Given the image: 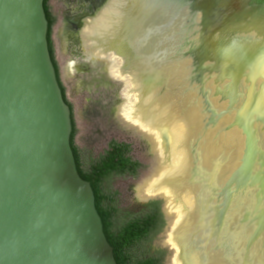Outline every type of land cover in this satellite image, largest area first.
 I'll return each instance as SVG.
<instances>
[{
	"label": "water",
	"instance_id": "water-1",
	"mask_svg": "<svg viewBox=\"0 0 264 264\" xmlns=\"http://www.w3.org/2000/svg\"><path fill=\"white\" fill-rule=\"evenodd\" d=\"M44 1L0 0V264H117L91 184L77 171L71 110L49 52ZM148 1H173L190 10L197 34L191 53L203 56L201 78L212 81L220 103L226 90L245 86L238 108L231 96L229 104L224 101L223 114L234 115L225 130L238 128L246 138L221 191L223 212L230 189L247 181L257 197L264 195V150L258 146L264 139V0ZM221 44L235 49L228 54ZM152 200L162 202L167 232L166 200L151 197L139 204ZM258 212L245 264L264 237V211ZM184 243L177 232L172 244L182 264H190ZM162 246L169 261L174 250Z\"/></svg>",
	"mask_w": 264,
	"mask_h": 264
},
{
	"label": "flooded vegetation",
	"instance_id": "flooded-vegetation-1",
	"mask_svg": "<svg viewBox=\"0 0 264 264\" xmlns=\"http://www.w3.org/2000/svg\"><path fill=\"white\" fill-rule=\"evenodd\" d=\"M112 1L58 0L63 4L58 8L62 22L57 21L55 26L59 30L58 40L63 47L64 56L70 53V63H73L72 67L77 75L95 74L97 77L101 75L100 82L114 88L117 94H120L124 87L129 90L124 97L118 96L115 116L124 131L132 135L120 121L139 135V138L133 136L143 146L141 151L146 154L145 158L150 164L148 173L137 184L138 187L135 186L137 189L135 188L134 194L137 195L138 204L143 200L139 198V184L153 176L156 168L161 170L162 157L164 164H171V150H178L174 135L171 133L172 125L177 121V117L184 116L187 110H195L199 120L192 116L190 120H196L199 125H189V136L184 143L189 159L187 173L184 178L167 179L159 186L173 189L175 192H187L191 198L190 205L184 208L185 216L175 230L173 219L169 216L170 228L163 244L174 252L168 263L172 264L174 257L177 256L182 264L179 259V247L175 248L167 244L169 234L174 231V240L177 232L185 240L184 250L190 264L193 262L216 264L217 261V264H245L246 241L254 228L251 220L257 211L258 213L264 211V195L258 196L262 198L260 200L255 190L248 186L241 185L238 188L235 186L232 188V194L229 192L228 207L223 212L221 195L223 183L239 163L242 139L237 128L225 132L233 118L230 115L220 116V112L225 111L227 104L224 101L229 104L230 96L237 100L236 106H238L242 101L241 96L246 99L247 92L245 93V89L241 88L226 90V100L222 98L223 103H220L214 96L216 88L212 90L206 86L208 81H212L207 79L208 76L205 74L201 78L202 66L199 60L203 59V56L193 57L191 53V36L188 34L191 16H188L187 21L184 19L186 27L184 26L182 35L180 24L175 18L170 19L172 13L170 14L169 11H159L158 8L152 7L140 8L136 23L131 21L129 18L134 14L135 0H127L129 2L123 8L122 14L125 18L122 19L121 27L119 28V23H116L118 17L112 15L117 32L115 33V30L110 34L101 28L100 17L104 15L102 20L106 21L107 15L109 16L107 10ZM161 4L165 7L171 6L176 12L181 10L173 1L171 3L163 1ZM188 10L186 9L190 15ZM133 72L139 74L142 83L140 102H145V99L154 93H156L154 106L160 99L165 102L176 100L174 117L165 125H153L158 136L146 135L141 127L138 129L131 126L120 115V106L122 105L125 112L127 104L133 99V94L136 95L135 88L131 92L135 83L131 75ZM136 104H139V98ZM154 106L153 103L148 105L149 108ZM212 113L214 116L211 115ZM136 114V107L132 111L128 110V114L124 113L130 123L132 122L128 118L135 117ZM242 137L244 139L245 136ZM261 144L262 146L259 144L260 149L264 150V139ZM163 198L166 200L167 212L168 201ZM244 216L247 217L246 221ZM263 239L252 247V254L247 264H257L259 260L264 263ZM161 249L167 252L165 259L168 260L169 251ZM204 254H208L207 258Z\"/></svg>",
	"mask_w": 264,
	"mask_h": 264
},
{
	"label": "rangeland",
	"instance_id": "rangeland-1",
	"mask_svg": "<svg viewBox=\"0 0 264 264\" xmlns=\"http://www.w3.org/2000/svg\"><path fill=\"white\" fill-rule=\"evenodd\" d=\"M49 5L53 15L56 17V22H62V18L59 17L58 8L63 4L58 2V0H50ZM140 8L143 7L139 6V2L136 1L133 8V16L135 17L134 20L139 18ZM54 28L57 29V26ZM221 47L223 50H227L228 54H230L232 51H234L233 49H235L229 44H221ZM70 60L71 56L69 53L65 57L64 71V67L62 66L63 63L61 64V62L64 60L60 59L58 62L60 63L62 72L61 78L66 88V96L74 108V119L78 129V133L75 138V144L81 152V156L85 165L96 161L101 155H103L104 152L108 150L109 144L112 141L130 145L131 151L129 156L134 161H137L141 164L140 171H138L134 176H113L107 181L106 186L111 193L115 194L117 207L121 211L122 217L129 212L136 214L139 211L138 206L141 204H138L137 195L134 194V190L135 188L137 189V184L142 180L143 176L148 173L150 164L145 158L146 154L141 151L143 146L140 145L139 140L135 138V136L139 138V135L135 131L127 128V126L119 120L126 127V129L132 133V135L124 131L115 116V108L117 107L118 96L121 95L124 97L125 94L129 92V90L128 88L124 87L121 93L117 94L114 88L100 82L101 75L98 77L95 74L77 75L76 71L72 67L73 63L71 64ZM120 115L131 126L138 129L140 128L136 124H132L126 119L122 105L120 106ZM142 131H144L146 135L149 134L148 132H145L144 129H142ZM153 173V176L143 180L139 184V198L143 199L140 195V190L145 182H149L157 178L159 180L162 178L160 177L161 172L159 169L156 168ZM136 185L137 187H135ZM167 232L164 228L163 231L154 238L152 242L153 247L163 248L162 245L166 238L165 236ZM167 255H170L169 252ZM163 264H169L168 260L165 259Z\"/></svg>",
	"mask_w": 264,
	"mask_h": 264
},
{
	"label": "trees",
	"instance_id": "trees-1",
	"mask_svg": "<svg viewBox=\"0 0 264 264\" xmlns=\"http://www.w3.org/2000/svg\"><path fill=\"white\" fill-rule=\"evenodd\" d=\"M44 10L48 21V45L52 63L62 90L63 98L71 110L72 133L71 147L77 171L80 177L89 182L95 195V205L102 219L105 236L114 250L117 264H163L166 251L155 248L152 242L165 228L166 221L162 213V202L152 200L138 206L136 214L121 215L117 207L115 194L107 188V181L113 176L136 175L141 164L130 156V145L112 141L108 150L96 161L85 165L81 152L75 144L78 133L74 119V108L66 96V88L60 77V69L55 56L52 40L56 17L53 15L49 0L44 1ZM139 252V253H138Z\"/></svg>",
	"mask_w": 264,
	"mask_h": 264
},
{
	"label": "bare ground",
	"instance_id": "bare-ground-1",
	"mask_svg": "<svg viewBox=\"0 0 264 264\" xmlns=\"http://www.w3.org/2000/svg\"><path fill=\"white\" fill-rule=\"evenodd\" d=\"M136 1L137 0H135L133 3H136ZM128 2L129 1H127V0H113L112 1V3L110 4V6L107 10L109 12V16L107 15L106 21L102 20L104 15L102 17H100V26H101V28H103V30H106V32L113 34L114 31L116 30L115 29L116 25H114V24L119 23V28L121 27L122 19L125 18L124 14H122L123 8L125 7L126 3L128 4ZM139 6H142L143 8H146V9H150L152 7L155 9L158 8L159 11H164V12L169 11L170 14L172 13L170 16V19H173V18L176 19V21L180 24L179 27H181L180 28L181 34L182 35L184 34V26L186 27V23H184V19H186V21H187L188 16H190V15H188V12L186 11L185 8L181 9L180 11H177L178 12L177 13L176 10H174L171 6L165 7L160 2H155V3L151 4L148 0H139ZM112 15L115 16V18L118 17V20L116 23H115V20L113 21ZM186 15H187V17H186ZM129 19H131V21L136 23V20H134L135 17L133 15L130 16ZM102 21H103V23H102ZM176 21H175V24L177 23ZM95 23H96V21H95ZM98 23H99V21H98ZM190 25L191 26H190V30L188 31V34L191 36V43H192L194 40L197 39V37H196L197 34L195 32L196 28H193V25L191 22H190ZM96 29H97V27H96ZM116 32H117V30L115 31V33ZM102 33H104V31ZM90 34H92V33H90ZM94 34L95 33L93 32L92 35H94ZM131 75L133 76L134 81H135V83L133 84V87L131 89V92H133L134 88H135L136 95L133 94V99H132L133 102L131 100V102L127 104L124 113L128 114V110L132 111V109H135V107H136V113H137L136 116L135 117H129L128 119L132 123L138 125L142 129H144L149 134H152L154 136L155 135L158 136L157 131L155 129H153V125H156V126L165 125L171 120V118L174 117L175 112H176L174 109L175 108L174 104H175L176 100L171 99V100H168L165 102L162 99H160L159 102L154 106V102H156L155 101L156 100V97H155L156 93H154V94L149 95L145 99V102H140V96H141L140 89H141L142 83H141V80L139 79L138 73L133 72ZM135 78H137V80ZM206 86H208V88H210L212 90L214 89L212 82L208 81L206 83ZM241 89L244 90L245 86L241 87ZM138 98H139V104H136ZM241 98L243 100V96H241ZM152 103H153L154 108H149L148 105H150ZM235 108H238V106H236ZM223 113H224V110L222 112H220V116L230 115L231 118H234L233 113H230V114L229 113L223 114ZM131 114H133V113H131ZM191 116L195 117L197 121L199 120L198 119V113L195 110L190 109V110H187V112H186V114H184V116L177 117V119H176L177 121H175V123L171 127V133H173V135H174L173 137L175 139V144L177 145L176 147L178 148V150L177 149L171 150V153H172L171 164H168V163L164 164V158L162 157V153H161L163 166L160 170V172H161L160 177H162V178L159 180L157 178L155 180L145 182L144 185L142 186L141 190H140V195L143 199L151 198L152 196H156V195H161L167 199V201H168L167 213L173 219V229L174 230L179 225L182 218L185 216L184 208L186 205H190L191 198L189 197V194L187 192H185V193H180L178 191L175 192V191H173V189L160 188L159 186H161V184L167 179L184 178V176L187 173V170L189 167V165H188L189 159H188V152H187V150H185V147H184V143L189 136V128H188L189 125L190 124H195L197 126L199 125L196 120H194V119L190 120ZM255 127H257V125H255ZM237 130H238L240 137L242 139V147L240 150H243L244 139L241 135L240 130L238 128H237ZM225 132H226V130H225ZM261 141H262V139H259V141H258L259 148H260V145L262 146ZM175 144H174V146H175ZM224 184H225V182L223 183V186H224ZM246 185H248V181H247ZM232 190L233 189H230L231 194H232ZM156 197H160V196H156ZM169 228H170V226H169ZM173 232L169 234V238L167 241L168 245H173L172 244L174 241ZM217 262H216V264H217ZM172 264H181L178 261L177 256L174 257ZM257 264H264V263L259 260L257 262Z\"/></svg>",
	"mask_w": 264,
	"mask_h": 264
},
{
	"label": "crops",
	"instance_id": "crops-1",
	"mask_svg": "<svg viewBox=\"0 0 264 264\" xmlns=\"http://www.w3.org/2000/svg\"><path fill=\"white\" fill-rule=\"evenodd\" d=\"M58 29H55L54 28V30H53V35H52V40H53V42H54V45H55V56H56V59H57V62H58V60H64V61H62L61 62V64H62V66L64 67H62L63 68V71L65 70V56H64V50H63V47L59 44V40H58ZM58 64H59V68H60V63L58 62ZM60 74H62V72H61V68H60ZM61 77V76H60ZM61 80H62V78H61ZM62 83H63V81H62Z\"/></svg>",
	"mask_w": 264,
	"mask_h": 264
}]
</instances>
